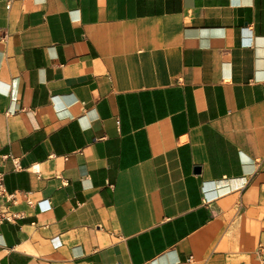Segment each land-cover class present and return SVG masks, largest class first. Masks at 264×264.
Segmentation results:
<instances>
[{"label":"crops","instance_id":"1","mask_svg":"<svg viewBox=\"0 0 264 264\" xmlns=\"http://www.w3.org/2000/svg\"><path fill=\"white\" fill-rule=\"evenodd\" d=\"M0 169V264H261L264 0H0Z\"/></svg>","mask_w":264,"mask_h":264},{"label":"built area","instance_id":"2","mask_svg":"<svg viewBox=\"0 0 264 264\" xmlns=\"http://www.w3.org/2000/svg\"><path fill=\"white\" fill-rule=\"evenodd\" d=\"M11 159L15 165L16 170H22L18 158L11 155H3V160ZM33 167L32 169H34ZM18 201L17 193H10L5 186V173L0 169V224L4 222H13L24 217L23 213L12 210V205ZM31 203V201H28ZM257 259L261 264H264V243H259L256 250Z\"/></svg>","mask_w":264,"mask_h":264}]
</instances>
